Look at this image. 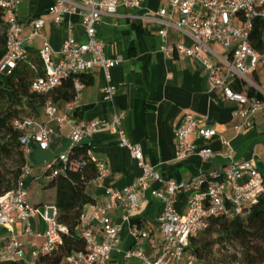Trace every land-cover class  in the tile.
<instances>
[{
    "label": "built area",
    "instance_id": "1",
    "mask_svg": "<svg viewBox=\"0 0 264 264\" xmlns=\"http://www.w3.org/2000/svg\"><path fill=\"white\" fill-rule=\"evenodd\" d=\"M28 1L0 0L7 28L6 55L0 62V71L5 75H10L19 63L29 61L34 40L42 37L46 25V19L42 16L32 17L25 27L20 22L19 6ZM144 4L145 0H53L49 9L53 23L61 26L66 17L77 16L86 41H77L76 27L69 22L60 52H56L47 39H44L39 51L44 76L33 80L31 93L48 95L73 78L75 99L64 105V115L61 117H58L59 107L48 102L43 108L48 123L36 117L13 121L14 129L21 133L19 141L26 162L16 189L0 196V227L10 232L3 250L5 259L25 260L32 264L41 253L51 252L62 244V235L67 230L58 223L54 206L43 208L45 231L38 235L44 239L40 248L32 246L29 249L19 239L15 228L20 223L25 224L26 236H36L32 219L40 210L30 202L28 180L34 182L57 176L62 167L82 168L84 162L72 161L70 153L85 139L107 128L118 134L120 146L130 151L142 175L122 190L108 188L104 206L94 207L89 214L82 213L80 235L86 241V250L69 256L66 264H108L120 245L123 226L131 224L132 216L138 213L148 194L162 204L158 218L161 238L157 241L149 231H139L138 236L147 241L151 253L128 251L126 259L138 258L141 264H195L190 252L191 239L208 229L210 219L215 216L235 218L243 215L263 195L264 177L255 158L243 162L232 159L223 173L199 174L187 183L164 179L145 161L142 148L131 144L126 138L122 129L124 113L115 115L111 124L100 120L73 123L69 150L49 162L40 177H33L30 164L33 146L47 149L54 132L49 124L69 122L85 89L80 75H91L96 69L101 70L106 81L104 99L107 102L114 100L116 88L110 84V73L123 59L120 56L108 58L104 52V46L97 37V28L103 17H118L119 7L131 11L144 10ZM121 17L157 25L160 27L158 33L163 38L168 36L170 29L183 34L190 44H165L161 51L168 58L184 56L200 63L207 74L209 93L236 103L237 116L250 119L264 105V101L250 98L247 94L249 89H254L264 96L253 81L259 68L264 67V0H169L168 6L158 11L147 10L142 16ZM256 20H261L263 24L260 50L255 49L252 43ZM213 45L222 46L227 55L213 51ZM235 86L242 88V91L235 90ZM215 137L217 131L208 127L205 119L185 116L175 129L177 160L185 161L197 154L209 160L213 156L212 151L200 148L191 139L207 141ZM88 154L90 160L95 162L90 151ZM98 171L96 180L101 182L107 177L108 171L102 166L98 167ZM181 196L185 197V205L182 211H178L176 203ZM111 210L123 211L121 223H116L109 216Z\"/></svg>",
    "mask_w": 264,
    "mask_h": 264
},
{
    "label": "crops",
    "instance_id": "2",
    "mask_svg": "<svg viewBox=\"0 0 264 264\" xmlns=\"http://www.w3.org/2000/svg\"><path fill=\"white\" fill-rule=\"evenodd\" d=\"M169 0H145L144 10L131 11L125 7L118 8V17H103L97 28V37L104 46L108 58L122 57L123 62L111 70L110 84L116 88L113 102L104 97L106 81L104 73L96 69L91 75L94 83L85 85L79 105L69 122H53L49 125L54 132L49 147L41 149L33 146L30 164L33 177H40L46 165L67 152L71 142L69 139L71 125L76 122L100 120L111 124L115 115L124 113L122 129L128 141L142 148L145 161L153 166L164 179L177 182H190L199 174L210 175L223 173L230 161H248L255 158L264 176V105L250 119L237 116V104L224 101L218 95H211L208 89L207 74L200 63L189 57L168 58L161 51L165 44L178 42L190 44L183 34L170 29L168 36L159 35L157 25L139 19H127L121 15L142 16L147 10L158 11L168 6ZM53 0H29L23 2L18 9L20 22L27 25L32 17L42 16L46 25L42 37L34 40L31 55H38L44 39H47L56 52H60L66 40V29L71 22L76 27V39L85 42L86 36L77 16L66 17L61 26L53 23L49 9ZM28 33V32H26ZM212 50L219 55H227L220 45H213ZM253 81L263 84L264 67L259 68ZM258 89L264 90L257 84ZM64 107V106H63ZM63 107H59L58 117L64 115ZM185 116L205 119L206 125L217 131V137L207 141L196 142L200 148H208L213 156L204 160L200 155H193L185 161L177 160L175 129ZM48 123L44 109L36 117ZM240 128V129H238ZM92 157L98 167L108 171L101 182L96 179L89 182L86 193L93 198L94 204L84 207L86 214L96 206L107 203L106 190L114 188L122 190L132 185L142 175V170L133 159L130 151L120 146L118 134L112 129H103L91 138L85 139ZM42 181V180H41ZM35 182V181H34ZM28 180L33 203L36 196L49 195L46 200L52 202L53 191L44 189L43 184ZM185 197L181 196L176 203L178 211H182ZM43 208L32 219L36 236L24 234L25 224L15 228L19 239L27 245L40 248L45 231ZM162 204L152 199L150 194L143 201L138 213L132 216L131 224L123 226L120 233V245L108 264H141L138 258L126 259L128 251H140L150 254L146 240L138 236L139 231H149L157 241L161 238L158 218ZM122 210H111L109 216L116 223H121ZM10 232L0 227V257L5 259L3 250Z\"/></svg>",
    "mask_w": 264,
    "mask_h": 264
},
{
    "label": "trees",
    "instance_id": "3",
    "mask_svg": "<svg viewBox=\"0 0 264 264\" xmlns=\"http://www.w3.org/2000/svg\"><path fill=\"white\" fill-rule=\"evenodd\" d=\"M262 27V21L256 20L252 43L257 50L262 48ZM6 38L7 28L0 8V62L6 55ZM41 76H44V66L39 54L31 55L28 62L19 63L10 75L0 71V196L16 189L26 162L19 141L21 133L14 129L13 121L38 117L48 102L63 107L75 99L73 78L48 95L31 93L33 80ZM79 78L86 86L94 83L92 75H80ZM234 89L242 91L239 86ZM247 94L250 98L264 101V96L254 89H249ZM88 152L87 145L81 144L69 155L72 161L84 162L82 168L62 167L59 175L34 182L53 191L52 202L33 203L29 189L32 205L36 209L54 206L58 223L67 230L62 235V244L51 252L41 253L32 264H66L69 256L86 250V241L80 235L81 215L85 206L95 202L85 188L99 174L98 165L90 160ZM8 161H11L10 165L6 163ZM190 252L195 264H264V193L243 215L212 217L208 229L191 239ZM0 264L28 263L0 257Z\"/></svg>",
    "mask_w": 264,
    "mask_h": 264
},
{
    "label": "rangeland",
    "instance_id": "4",
    "mask_svg": "<svg viewBox=\"0 0 264 264\" xmlns=\"http://www.w3.org/2000/svg\"><path fill=\"white\" fill-rule=\"evenodd\" d=\"M256 84L260 87V88H262L263 90H264V88H263V84H261V83H259L258 81H256ZM25 116V115H24ZM6 163H8L9 165L11 164V161H8V162H6ZM51 197L49 196V195H43V196H36L35 197V201L37 202V203H40V202H45L46 200H49ZM234 264H241L240 262H236V263H234Z\"/></svg>",
    "mask_w": 264,
    "mask_h": 264
}]
</instances>
